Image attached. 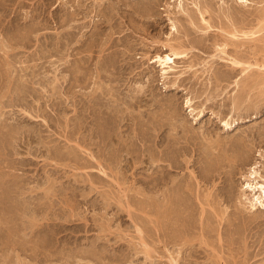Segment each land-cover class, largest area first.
I'll return each instance as SVG.
<instances>
[{
	"label": "rangeland",
	"instance_id": "1",
	"mask_svg": "<svg viewBox=\"0 0 264 264\" xmlns=\"http://www.w3.org/2000/svg\"><path fill=\"white\" fill-rule=\"evenodd\" d=\"M120 1L0 0V264H169L162 257L163 240L173 243L178 231L173 226L166 232L152 230L145 212L147 201L156 204V192L162 188L157 179L150 196L145 144L153 134L161 137L168 124L182 137L181 147H176L181 152L191 151L201 133L204 140L215 138L217 132L227 137L229 159L239 156V145L244 150L252 142L254 146L247 156L236 158L234 168L225 167V175L215 181V193L211 191L231 214V225L222 227V260L208 255L194 240L195 245L182 248L177 263L264 264V216H234L237 200L231 201L242 195L239 207L248 206L244 198L250 195L241 186L240 172L248 170L250 161L264 162V143L255 133L264 128V83L243 84L238 72L230 81L225 79L232 52L220 54L221 59L211 36L203 35L202 41L200 32L185 30L188 24L176 11L189 7L198 15L201 0ZM206 1L210 11L204 16L211 22L212 35L221 34L223 18L226 25L235 20L239 26L264 7L262 0H247V6L236 0ZM144 3L154 4L155 16L136 14ZM172 20L177 31L170 29ZM263 32L253 36L259 38L256 41L247 37L238 50L240 58L263 62L264 72V54L254 58L250 52L261 45ZM165 41L187 50V59L176 60L175 73L163 78L161 66L152 61L158 54H170ZM216 74L222 78L216 79ZM237 96L245 100L238 111L233 109ZM171 111L174 118L169 117ZM217 117L229 123L227 132ZM157 135L152 150L161 155ZM168 151L171 159L174 147ZM203 154L193 152L196 162L190 166L201 193L198 188L194 192L201 197L212 188L205 178L223 160L211 157L212 164ZM214 162L220 165L215 168ZM259 170L264 174L263 167ZM192 198L191 215L196 216L194 221L190 218L191 228L199 210L195 194ZM209 227L208 234H215V226ZM142 239H153L151 257Z\"/></svg>",
	"mask_w": 264,
	"mask_h": 264
},
{
	"label": "bare ground",
	"instance_id": "2",
	"mask_svg": "<svg viewBox=\"0 0 264 264\" xmlns=\"http://www.w3.org/2000/svg\"><path fill=\"white\" fill-rule=\"evenodd\" d=\"M262 1H264V0H262ZM180 2H181V0H180ZM235 2H236V4L238 3V5L240 4V5L247 6L246 5L247 0H236ZM121 3H123V2H121ZM208 3L209 2L206 1V0H201V3L199 4V8H198L199 9L198 10V15L196 14L197 12H195V15H192V12L193 11L191 9H188L189 7L188 8L187 7L186 8H183L182 7L180 10L176 11V13H179V15L182 17V19H184L187 22V24H188L187 28L185 27V30L187 29V31H189V32L190 31L192 32L194 30L196 33L200 32L201 33L200 35H202V36H200L201 38L203 37V35L206 38H208V37L210 38V36H211V38L213 40V47L215 48L216 51H218L219 54L218 53L217 54L220 56L221 59H222V55H220V54H227L229 51L232 52L231 54H233L234 56L232 55V57H230L228 55V57H227L229 59L228 60L229 63L227 65H228V67H229L230 70H229V72L227 74L225 73L226 74L225 77H224L225 79L229 80L234 75L236 76V74H237L236 72H238L240 75H241V73L243 74V75H241L243 77V79L242 78L240 79V82H242L243 84H244V81H247V83H249L251 85H256V84L258 85L259 83L261 84V82L264 83V72L260 70V67L263 68V66H261L260 64L263 63V62H261L259 64V63H257V61L256 62H250V61H248L249 59L247 60V58H240L239 56H241V54H239V50H238L242 46V44L247 41V39H246L247 37L248 38L249 37H253L256 34H258L259 32L264 31V7L261 8L259 11L255 10L257 12H255L254 18H252V21L248 20V22H241V24L239 26L236 23L237 21H235L234 19H233L234 22H232V24L230 26H228V25H226L224 23V21H222V20H224V18H223L222 20H220V24L221 25L219 24L220 25V30L222 31V32L220 31L221 34L218 33V35H216V33H214L216 36H213L214 34L212 35L210 33L211 32V29L210 28L212 27V25L210 24L211 22L209 23V21L204 16V13L205 12H208V10H209L208 8H210ZM179 5H180V3H179ZM127 6H128V4H127ZM142 7H143L142 9H140L139 11L136 12V14H138L141 18L147 19V18H150L152 16H155L154 15L155 14L154 13V11H155L154 10V4H152V3H144V5L142 4ZM169 14H168V16H169ZM230 14H231V11H230ZM231 15H234V16H232L234 18L236 16L233 13ZM217 16L219 17V15H217ZM201 23L204 24V25H200ZM212 24H214V22ZM177 28L178 27H176L175 23L172 20L171 21V27H170L171 31L172 32L173 31H177L178 30ZM209 29H210V32H209ZM194 31H193V33L195 34ZM172 32H170V33H172ZM217 32H219V31H217ZM185 34H186V36L188 35L187 33H185ZM176 35L178 37V34H176ZM261 35H262V33H261ZM180 36H182V35H180ZM186 38L188 39V37H186ZM183 39H181V41H183ZM258 39L259 38H257V37L250 38L251 41H256ZM198 40H199V38H198ZM203 40L204 39L202 38V41ZM261 40H262L261 45L253 46L254 48L250 51L251 54H252L251 57H254L255 58L257 56H261V54H264V39H261ZM181 41L179 42V44H181L183 46L184 45V42H181ZM196 42H197V40H196ZM200 43H201V40H200ZM107 44H109V43H107ZM176 45H177V47H175V45L173 44V42L172 43L171 42L163 43V47H165V49H167L170 52V54L168 53V54H166L164 56H161V55L158 54V55H156L155 60L152 61V62L158 63V65L161 66V74H162L161 76H163V78L165 77V75H167L169 73H175V71L173 70V65L172 64H174L176 62V60H183L187 56V50H181L182 47L180 48V47H178V44H176ZM204 46L207 47V44L204 45ZM229 48H231V49H229ZM208 49H209V47H208ZM242 52H243V50H242ZM246 56L247 55H245V57ZM262 58H263V56H262ZM243 59H246V60H243ZM216 77H217L216 79H218L221 76H217V74H216ZM175 82H172V84H171L172 85L171 86L172 88H173ZM238 83H239V81L237 82V84ZM246 85H248V84H245L244 86H246ZM251 85H249V86H251ZM175 89H177V88H175ZM244 91H246V90H244ZM239 96H240V94H239ZM258 99H260V98H258ZM188 101L189 100H187L186 102L189 104ZM244 101L245 100L243 98L241 99L240 97L237 96L233 100V107H234L233 109H236L238 111L241 107H243ZM247 101H249V99ZM171 105H172V103H171ZM188 107H189V105H188ZM245 107H247V106H245ZM171 116H172V118H174L173 116H175V113L172 112L171 115L169 114V117H171ZM163 118H165V117H163ZM217 119H218V117H217ZM218 120H219V124L220 125L222 124L220 126V127H223L222 130L226 131L227 129L230 128L229 127V123L227 121L225 122L221 118L218 119ZM166 121H167V118H166ZM168 125H169V129L167 130L164 127L166 130L165 131L163 130L164 133L162 134V136L160 135L161 137H159L157 135L158 133L157 134H153L152 136H150L151 138H149L148 141L146 140L148 142V144L147 143L145 144L146 145L145 146L146 149L147 148L149 149V151L147 149V151H148V154H147L148 161L146 163H148V167L147 168H149V170H151V172L149 171L148 174L146 173V175H147V178L146 179L148 180L147 184L149 183L151 185V186H149L150 188H148V191H151V195L150 196H153L152 194H155V193H152V192H156V190L153 191V189H154L155 181L157 179L159 180L158 183L160 184V187H162V188H160V192L159 193L156 192V195H157V202L155 201L156 204H154L153 201H151V200L147 201V203H146V206H145V209L146 210H145V212L147 213L146 215H147L148 224H149V226L148 225L147 226L149 228H151L152 230H154V231H156L155 230L156 228H158V230H159V228H161L162 230L161 229L160 230L161 231H164V232H166V230L169 229L168 228L169 226H173L174 228L173 227L172 228L175 229V230H173L171 227L170 228L174 232L175 231H178V233L175 232L176 233V235H175L176 238L174 237L175 239H174V242L173 243H172V241L170 242L169 240L168 241L167 240H165V241L163 240L164 244L162 242V244L165 247L164 252H162L163 253L162 254L163 255L162 257H166V259H168L167 262H170L169 264H178L179 263V262L177 263L178 259L180 257H183L181 255L182 248L184 246H187V245H188V247L189 246L192 247V245H195L194 243L192 244V242L194 240H195L196 243L197 242L199 243V247L201 246V247H203V249H205L207 251V254L208 255L209 254H212V255L215 254L214 256H216V259L218 258L219 261H220V259L222 260V258H223L222 257V254L223 253H221L223 251L222 250V247H224L223 246V242L226 240L225 239V234L224 235L222 234V227H223L224 224H226L227 226H230L231 225V223H230V220H231L230 215L231 214L228 212L227 207H223L222 200L217 197V194L216 195H213L211 191H213L212 190L213 188L215 189L214 186L216 185V182H215L216 179L217 178L219 179L222 174L225 175V170L224 169H225V167L227 165L228 166L230 165L231 167L234 168L235 163L238 162V159L241 160L243 157H245L246 154L248 155V152L249 151L254 150L253 149L254 146H252L253 142L251 144V147H249L247 149L245 148V150H244L243 146L239 145V143H238V145L241 147L242 150L241 149L239 150L240 151V154H239L240 157L237 155L235 157V160H234V159H229L227 157V155H226L227 154V151H228L227 150L228 140H227V137L223 136L221 132L220 133L217 132L215 134V136H216L215 138H212L211 135H208L209 137L206 136L208 138H210V137L212 138V139H209V140H204V138H203L204 135L202 136V133L200 134V133L196 132L197 134H200V135H197L195 141H193L194 142L193 144L195 145V147L193 149H191V151L189 150L190 148H188L189 151H187V149H186V151L181 152V150L180 149H177L176 147H178V148L181 147L180 144H182L181 143L182 142V137L181 136L177 137V135L174 132H172V130H171L174 126L173 127H170V124H168ZM158 126H159V124H158ZM201 131H199V132H201ZM255 133H256V138H258V141L263 144L264 143V128L258 129L257 132H255ZM209 134H211V133H209ZM154 135L155 136L157 135V137H159V141L161 142V144H160V142H158L160 144L159 146L162 145V148L164 150L163 151L161 149V151H159V152L162 153L161 155H159V154L157 155V152H154L153 151L154 150L153 147H154V145L157 142V140H155L156 138H155ZM205 135H206V133H205ZM198 136H202L203 140H202V138L200 140ZM244 136L245 135L239 137L238 140L241 141V139H244L245 138ZM208 138H206V139H208ZM252 138L250 139V141H252ZM229 140H230V138H229ZM255 140H257V139H255ZM242 141H241V143H242ZM247 141H249V140H247ZM183 142H184V140H183ZM232 142L233 141H231V143ZM243 142H245V139H244ZM259 142H258V145H259ZM170 144H173L171 146L174 147V153H173V151L171 152V153H173V155L171 154L172 155L171 159L172 158H173V160L175 159L174 161L173 160L170 161L171 160L170 159V154L168 153L169 152L168 151V148L171 149V146L168 147ZM243 144L246 145L245 143H243ZM178 145H180V147ZM246 146H248V145H246ZM186 147H184V148H186ZM178 150H180V151H178ZM182 150H185V149H183V147H182ZM193 152L195 154H197V155H199V154L202 155V153H204L206 156H208L207 158H209V159L211 157H213V160L212 161H215L216 158L218 159L219 156H220L219 158H221V157L223 158L222 163L220 162L221 165L218 164V163H215L216 161L214 162L215 166H216V164H217V166L220 165L218 167V169H216L215 173H213L212 175H210L211 172L209 171L210 172V174H209L210 176L209 175L208 176L205 175V177L206 176L207 177L205 178L204 181L206 183H208L207 186H209V184H210L212 188H210L211 190L210 191H207V193L205 192V194L202 195V197L200 196L199 193L196 192V191H199V181L197 180L196 174H194L193 169L190 168L191 165L195 166V162H196L195 160H192ZM188 155H190V156H188ZM260 156H261V158L264 159V155L261 152H260ZM236 158H238V159H236ZM178 159H180V160H178ZM218 160L220 161V159H218ZM206 161H208V160H206ZM212 161L210 159V163L213 164ZM219 161H217V162H219ZM248 164H250L249 168L246 167L248 170L240 172V176L244 180V183L241 184V186H242V188L244 190H247L248 191V194L250 195V196L247 195L244 198L245 200H247L248 206L247 207H244V208L239 207L238 204L240 202V198H242L241 197L242 195L236 196L235 198H232L231 197L232 198L231 201L234 200V199L237 200L236 203L233 204L234 210L232 212V215L237 216V214L244 213L245 212V213H247V214H249V215H251V216H253L255 218L254 215L256 213H260V215L262 214L261 216H264V174H262L261 173L262 171L259 170V167H263V169H264V162H263V160L262 161L261 160H255L254 162H251L250 161V163H248ZM217 166L215 168H217ZM212 170H214V167H213ZM178 174H181V176L179 175L180 176L179 177ZM230 174H233V172H231ZM158 183H156V184H158ZM195 188L196 189L198 188V190H196L194 192V189ZM203 188L205 189V186L202 187L201 189H203ZM202 192H204V191L202 190ZM244 192L245 191H243V195H244ZM194 194H195V197L197 198L196 200H198V202L197 201L196 202H197V204L199 206L198 207L199 210L196 211L198 213L197 214V222L194 225V227L191 228L193 225L191 226V224H189V222L191 221V219L195 215L193 213V216H192L191 215L192 214V212H191L192 210H190L191 206L193 205V204L191 205V203H192L191 198L194 197ZM196 202H195V204H196ZM155 206L157 207V210H158V214H157V217H156V218H158V220L155 218L158 221V224H157V222H155V219L153 218V213L155 212L154 209H156ZM154 217H155V215H154ZM193 221H194V218H193ZM193 221H191V222H193ZM212 224L215 226V228H214L215 234H213L211 232V234H213V235H211V234L209 235L208 234V230L210 228L209 226L212 225ZM190 229L194 230V232L192 234H190L192 232V231L191 232L189 231ZM210 230L212 231V229H210ZM210 230H209V232H210ZM154 231H153V233H154ZM156 232H158V231H156ZM148 235H150V233H148ZM163 235H162V237H163ZM213 236H214V239H213ZM148 237H150V236H148ZM229 237H230V235H229ZM152 240L151 241H148V240L147 241H144L143 240L142 243H141V245L144 247V249L148 252V256H149V253H150L151 248H154V243H153ZM161 240H159V242H161ZM230 241H231V239H230ZM228 242H229V240H228ZM171 243H172V246H173L172 247L173 250L171 248V251H170L169 245ZM149 257H151V255ZM216 262H214V263L216 264ZM185 264H187V263H185ZM190 264H192V263H190Z\"/></svg>",
	"mask_w": 264,
	"mask_h": 264
}]
</instances>
